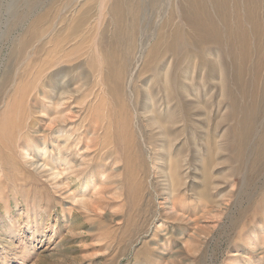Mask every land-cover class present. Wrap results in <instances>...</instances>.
<instances>
[{
    "label": "rangeland",
    "instance_id": "374dc122",
    "mask_svg": "<svg viewBox=\"0 0 264 264\" xmlns=\"http://www.w3.org/2000/svg\"><path fill=\"white\" fill-rule=\"evenodd\" d=\"M0 69V264H264V0H0Z\"/></svg>",
    "mask_w": 264,
    "mask_h": 264
},
{
    "label": "bare ground",
    "instance_id": "6f19581e",
    "mask_svg": "<svg viewBox=\"0 0 264 264\" xmlns=\"http://www.w3.org/2000/svg\"><path fill=\"white\" fill-rule=\"evenodd\" d=\"M105 6L102 4L101 5V9L102 8H104ZM162 20V19H161ZM141 45H140V55H142V54H144V56H145V51H146V48H147V44H146V42H141L140 43ZM99 49H98V47H96V51H98ZM98 53H100V52H98ZM3 72H4V70H2ZM0 72H1V69H0ZM168 74H166V76H167ZM4 76V75H3ZM26 152V151H25ZM42 165H45V163H43ZM50 170H52V169H50ZM53 173L52 174H54V175H58V174H60V172H58L57 170L56 171H52ZM51 174V175H52ZM54 175H52V176H54Z\"/></svg>",
    "mask_w": 264,
    "mask_h": 264
}]
</instances>
